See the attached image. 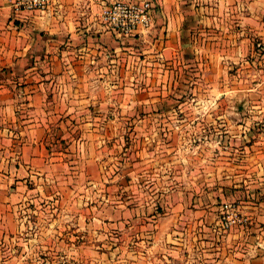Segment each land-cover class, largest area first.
<instances>
[{
    "label": "rangeland",
    "instance_id": "374dc122",
    "mask_svg": "<svg viewBox=\"0 0 264 264\" xmlns=\"http://www.w3.org/2000/svg\"><path fill=\"white\" fill-rule=\"evenodd\" d=\"M151 1L161 15L165 1ZM245 3L253 47H264V0H186L177 34L161 15L158 27L155 18L121 41L94 31L63 44L61 66L40 72L39 112L25 113L48 126L50 153L48 168L25 174L34 190L14 212L12 243L29 250L25 259L201 264L226 260L221 249L240 260L259 245L264 189L247 187L242 174L263 167L244 146L264 139V113L230 95L231 69L219 57L229 31L241 33ZM240 231L249 238L227 237Z\"/></svg>",
    "mask_w": 264,
    "mask_h": 264
},
{
    "label": "crops",
    "instance_id": "0c3cea01",
    "mask_svg": "<svg viewBox=\"0 0 264 264\" xmlns=\"http://www.w3.org/2000/svg\"><path fill=\"white\" fill-rule=\"evenodd\" d=\"M114 1L57 0L47 10L27 11L16 9L12 0H0V264H39L25 259L28 256L25 253L29 250L19 252L12 242L20 240L14 232L17 222L14 212L22 198L31 197L30 192L34 190L26 185L24 176L34 172V167L39 170L48 168L46 159L50 153L45 146L48 126L43 119L25 114L27 111L39 112L40 108L33 100L38 101L43 93L44 77L40 76V72H45L49 64L61 66L65 52L63 44L78 39L85 32L111 33L116 38L101 19L105 6ZM164 1L165 8L161 15L168 19L170 34H177L186 13V0ZM248 8L245 3L240 11L243 17L241 33L230 30L229 38L224 40L229 48L228 54L218 56L227 58L223 62L231 69L228 83L230 95L240 93L250 102L252 110L264 113V47L255 48L250 40L253 25L252 10ZM235 11H238V7L232 9V12ZM154 15L158 27L162 18L156 10ZM259 28L264 39V23L261 22ZM69 34L70 39H67ZM212 46L220 48L222 42L213 41ZM224 63L219 59L217 65L223 67ZM246 141L244 147L249 152L248 156L260 161L263 167L246 169L242 175L251 177L249 185L248 179H245L247 187L262 190L264 139ZM256 150L261 153L258 155ZM16 159H20L21 167L13 163ZM247 232H230L227 237L247 240ZM260 236L259 245L252 242L243 253L239 251L245 258L233 261L232 249H221L223 256L228 255L226 260L210 258L201 264H264V231ZM208 255L213 257L215 253Z\"/></svg>",
    "mask_w": 264,
    "mask_h": 264
},
{
    "label": "built area",
    "instance_id": "2783aa9c",
    "mask_svg": "<svg viewBox=\"0 0 264 264\" xmlns=\"http://www.w3.org/2000/svg\"><path fill=\"white\" fill-rule=\"evenodd\" d=\"M57 0H12L16 9L44 11ZM154 4L151 0H116L105 6L101 13L103 23L118 38L144 34L154 25ZM235 221L227 220L226 226ZM242 221V220H241Z\"/></svg>",
    "mask_w": 264,
    "mask_h": 264
}]
</instances>
